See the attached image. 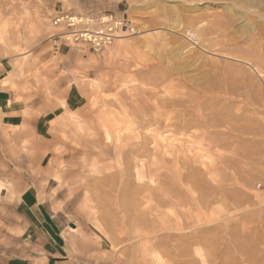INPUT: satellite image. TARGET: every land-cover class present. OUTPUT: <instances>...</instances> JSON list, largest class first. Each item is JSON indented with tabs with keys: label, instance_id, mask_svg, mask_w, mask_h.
<instances>
[{
	"label": "rangeland",
	"instance_id": "374dc122",
	"mask_svg": "<svg viewBox=\"0 0 264 264\" xmlns=\"http://www.w3.org/2000/svg\"><path fill=\"white\" fill-rule=\"evenodd\" d=\"M82 14H124L136 32L99 52L70 45L68 30L54 20ZM219 15L238 19L228 36L187 34L189 24L180 19L206 29ZM256 25L264 26V0H0V54L3 40H11L10 82L30 108L21 126L0 129L2 200L13 202L29 188L38 192L53 220L84 247L70 250L64 264H203L198 254L206 253V264H264V81L258 75L227 93L204 90L210 64L233 48L232 41L209 47L208 40L217 45L237 38L247 48ZM258 44L263 49L264 38ZM186 61L194 64L184 76L170 71ZM210 113L221 115V123L207 120L183 131L185 120ZM158 131L166 138L156 136L170 201L156 218L154 201L135 194L136 179L124 176L121 164L131 161L130 143L146 138L152 149ZM7 202L0 215L2 245L15 234L10 223L18 222ZM191 234L199 243L190 250L149 248L154 242L181 245Z\"/></svg>",
	"mask_w": 264,
	"mask_h": 264
},
{
	"label": "bare ground",
	"instance_id": "6f19581e",
	"mask_svg": "<svg viewBox=\"0 0 264 264\" xmlns=\"http://www.w3.org/2000/svg\"><path fill=\"white\" fill-rule=\"evenodd\" d=\"M246 1V0H245ZM237 3V2H236ZM240 3V2H239ZM233 12V11H232ZM235 14V13H233ZM242 15V14H241ZM181 17V16H180ZM194 17V16H193ZM202 17V16H201ZM219 18H215L213 20V22H209V26L206 28V29H200V28H196L195 29V22L192 20L190 21L188 18L185 19V17H181L180 19L181 20H185L186 22H188L189 26L186 28V31L185 33L187 34H191V33H197L196 36L197 37H201V38H205V36H208L209 34H216L218 36H228L230 35V33H232L233 31L230 30L231 27H233L234 23L236 22V16L234 15V17L232 18H229V19H226V20H223L221 19L220 15L218 16ZM244 18V17H243ZM180 20V21H181ZM238 20V19H237ZM190 21V22H189ZM255 22H253L254 24ZM166 24V23H165ZM168 24V23H167ZM175 24V23H174ZM208 24V23H207ZM251 27V26H250ZM202 28V26H201ZM253 28V26H252ZM245 29H249V28H245ZM255 29L256 31H254L253 33H255L253 35V33L250 35V39H248L246 42H245V45L247 48H242L240 46V43L239 42H236V39H230L228 41H222V42H218L219 44L217 45H214V42L211 41V40H208V45L209 47H214V46H221L222 44H229L231 45V43L233 44V48L232 49H229L227 53V55L225 56H222L221 58L222 59H214V61H218V62H213L211 63L210 65L211 66V72H207V74L205 75V79L207 81L206 83V86H205V89L206 91L210 92V91H214V90H221V91H226V93L229 91H232V90H236L237 87L235 86L237 84V82L239 83L240 80H244V81H248L250 80L252 77L254 76H258L261 78V80L263 79L264 81V78L262 77L263 74H264V47L262 49L261 45L258 44L259 40H263L264 38V26L261 25V28H259L257 25L255 26ZM244 31V29H243ZM249 34H250V31H248ZM244 33V32H243ZM171 34V33H170ZM247 34V33H246ZM178 35V34H176ZM253 35V36H252ZM191 36V35H189ZM188 36V37H189ZM120 37H123V36H120ZM239 37V36H238ZM121 38H119L117 41H119ZM179 39V38H178ZM210 39V38H209ZM190 40V39H189ZM188 40V41H189ZM202 40V39H201ZM200 40V41H201ZM226 40V39H225ZM198 41V42H200ZM204 41V39H203ZM230 41H232L231 43H229ZM202 43V42H201ZM237 44V46L234 47V45ZM185 45V44H184ZM264 46V45H263ZM223 47V46H221ZM220 47V48H221ZM209 49V48H208ZM211 49V48H210ZM216 50V49H215ZM205 51V50H204ZM200 54V53H199ZM192 61H194L192 59ZM220 61V62H219ZM183 62L179 65H177L178 67H173V70H170V71H173L174 73L176 74H179L180 76H184V73H186V71L190 72L188 69L192 66V62ZM195 62V61H194ZM198 64V63H197ZM205 64V63H204ZM176 66V64H175ZM196 66V65H195ZM202 67V66H201ZM172 69V68H171ZM205 69V68H204ZM203 69V71H204ZM210 69V68H209ZM251 70V71H250ZM170 71H167V72H170ZM193 71V70H192ZM166 72V71H165ZM172 72V73H173ZM187 72V73H188ZM164 74V73H163ZM169 74H167V77L170 78V75L168 76ZM174 75V74H173ZM203 75V74H202ZM165 78L166 75L164 74ZM195 76V75H194ZM204 76V75H203ZM156 77V76H155ZM163 77V76H162ZM187 77V75L185 76V78ZM190 77V76H189ZM231 78L230 81H227L225 82L226 80L228 79H224L223 78ZM257 77V78H258ZM157 78V77H156ZM164 78V77H163ZM188 78V77H187ZM193 78V77H192ZM201 79V78H200ZM199 79V80H200ZM163 80V79H162ZM167 80V79H165ZM195 80V79H194ZM197 80V79H196ZM164 81V80H163ZM191 81V80H190ZM158 83V82H157ZM185 83V82H184ZM194 84L198 85V83L196 81H194ZM247 84V82H246ZM245 84V85H246ZM163 85V84H162ZM161 85V86H162ZM253 86V85H252ZM256 86V85H255ZM235 87V88H234ZM247 87V86H246ZM245 87V88H246ZM196 88V87H195ZM244 88V91L246 90ZM144 91V90H143ZM215 91V92H216ZM249 91V90H248ZM247 92V91H246ZM223 93V92H222ZM189 97V96H188ZM197 98V96H195ZM199 97V96H198ZM161 99V98H160ZM193 99V98H192ZM198 99V98H197ZM178 100V99H177ZM183 101H186L185 98ZM193 101V100H191ZM172 102V101H171ZM162 103V102H161ZM170 103V102H169ZM191 103V102H190ZM178 104V103H177ZM176 104V105H177ZM186 104V103H185ZM192 104V103H191ZM175 105V106H176ZM164 106V105H163ZM162 106V107H163ZM169 106V105H168ZM182 106V105H181ZM184 106V105H183ZM160 107V106H159ZM174 107V106H173ZM160 110V108H158ZM190 109V108H189ZM164 110V109H162ZM161 110V111H162ZM168 110V109H167ZM187 110V109H186ZM210 110V109H209ZM140 112V111H138ZM145 112V111H143ZM160 112V111H159ZM166 112V111H165ZM193 112V111H191ZM137 113V112H136ZM141 113V112H140ZM142 114V113H141ZM145 114V113H143ZM159 114V113H158ZM163 114V113H162ZM165 115V114H164ZM188 115V114H187ZM163 116V115H161ZM190 116V115H189ZM199 116V115H198ZM193 116L190 120H185V122H183L182 124V128H183V131H186L187 133L191 130V128L197 124V123H200V122H204L208 120V124H209V121H210V124H219L221 123L222 119H220V116L221 115H215L213 116L212 113L208 114V115H204V116ZM184 117V116H183ZM112 118V117H111ZM159 118V117H158ZM165 118V116H164ZM113 119V118H112ZM157 119V118H155ZM161 119V117H160ZM170 119V118H168ZM134 120V119H132ZM166 120V119H165ZM170 121V120H169ZM168 121V122H169ZM112 122V121H111ZM156 122V121H155ZM154 122V123H155ZM166 123V122H165ZM205 123V122H204ZM122 123H117L115 124L116 126L120 127ZM167 125V124H166ZM166 125L164 126V128L166 127ZM163 126V125H162ZM145 127V126H144ZM150 127V126H149ZM111 128V127H109ZM115 128V127H114ZM129 129V128H128ZM135 129V128H134ZM159 130V129H157ZM99 131V130H97ZM129 131V130H128ZM182 131V132H183ZM117 132V131H116ZM209 132V131H208ZM100 133V132H98ZM111 133V132H110ZM210 133V132H209ZM210 137H212L213 139H217L218 137L220 138V135H224V134H209ZM93 134V133H92ZM101 134V133H100ZM147 135V134H146ZM151 135V134H150ZM164 135V132L162 131H158L154 134V136L152 137L153 138V143H154V147H152L151 149V143L148 139L146 138H140V137H137L135 140H134V143H130L132 144L131 145V149L132 150V153H130L128 155V157H130L131 161H129V163H126L124 165V163L121 164L122 166V169L124 168L125 170L122 172L124 176H128V177H134V179H136V183H137V190H135V194L136 195H142L144 198L146 197H150V199H152L154 201L153 205L150 206V210L152 211V214L153 216H155L156 218L158 217L159 218V215L162 214V208L167 204L166 203V200L169 199V197L166 195L165 192V189L163 188V185H162V177H163V174L161 172V165L163 163V158H162V143L160 144V141L157 139L156 136L158 137H162ZM167 135V134H166ZM204 135H207L206 133ZM207 135V136H208ZM111 136V135H110ZM146 137V136H145ZM215 137V138H214ZM119 138V137H118ZM132 138V137H131ZM151 138V139H152ZM111 139V137H110ZM120 139V138H119ZM130 139V138H129ZM163 140L164 137H162ZM142 140V141H141ZM102 141V140H101ZM125 141V140H123ZM127 141V140H126ZM120 142V140H119ZM128 142V141H127ZM96 143V142H95ZM152 143V144H153ZM109 143H107L108 145ZM127 146V144L125 145ZM124 146V147H125ZM153 146V145H152ZM127 148V147H126ZM121 149V148H120ZM118 150V149H117ZM82 151V150H81ZM117 152V151H116ZM119 154L120 156L121 153L119 151ZM133 154V155H132ZM119 156V155H118ZM133 156V158H132ZM127 157V158H128ZM144 157H151L153 158V161L151 162H146V159L145 161H142L141 159L144 158ZM164 157V156H163ZM165 158V157H164ZM121 163V162H120ZM113 166V165H112ZM119 166V165H118ZM117 166V167H118ZM163 166V165H162ZM100 168V167H99ZM98 168V169H99ZM112 170H114L112 168ZM109 172V170H107ZM107 172V173H108ZM114 172V175H115V172L116 171H112ZM118 173V172H117ZM111 175V174H110ZM109 176V175H108ZM117 176V174H116ZM115 178V177H114ZM151 179V183L148 184L146 183L145 179ZM117 179V178H116ZM145 180V181H144ZM164 181V180H163ZM112 182V181H111ZM167 185V184H166ZM129 189V188H128ZM167 190V188H166ZM173 190V189H172ZM124 193V192H123ZM147 193H149V196H145V194L147 195ZM169 193V192H168ZM125 194V193H124ZM134 194V195H135ZM170 194V193H169ZM126 196V195H125ZM173 196V194H172ZM168 197V198H167ZM173 198V197H172ZM90 201V200H89ZM137 201V200H136ZM170 201V199H169ZM141 202V201H140ZM147 202V201H146ZM152 202V201H151ZM168 202V201H167ZM142 203V202H141ZM126 206V205H125ZM127 208V207H126ZM140 208V207H139ZM147 209V208H146ZM145 211V210H143ZM148 211V210H147ZM144 213V212H143ZM157 214V215H156ZM146 215V214H145ZM142 216V215H141ZM145 218V217H144ZM136 219V218H135ZM149 219V218H148ZM172 219V218H171ZM144 221V224L147 225L146 228H149L151 224H149L148 222H146L144 219H142ZM162 220V219H161ZM178 220V219H177ZM197 220V219H196ZM201 220H204V218L200 219ZM159 221V220H158ZM173 221V219H172ZM205 221H207V219L205 218ZM142 222V221H141ZM183 223V221H181ZM152 223V222H150ZM162 223V222H160ZM207 223V222H206ZM155 224V223H153ZM185 224V223H183ZM139 225V224H138ZM202 225V224H201ZM143 226V225H142ZM160 226V225H159ZM167 224L164 222V224L161 225V227H166ZM170 226V224H169ZM173 226V225H172ZM171 226V227H172ZM134 227V226H133ZM175 227V226H174ZM173 227V228H174ZM192 227V224L190 225H184V228H191ZM176 228V227H175ZM183 228V229H184ZM133 229H136L135 227ZM141 229V228H140ZM163 229V228H161ZM167 228H165L166 230ZM169 229V228H168ZM205 229V228H204ZM71 230L73 232H76L77 230L76 229H73L71 228ZM164 230V229H163ZM172 230V229H171ZM179 230V229H178ZM182 230V229H180ZM134 231V230H133ZM136 231V230H135ZM143 231V230H142ZM144 233V232H143ZM147 233V231H146ZM150 233V232H149ZM153 233V232H152ZM137 234V233H136ZM193 234H196V233H193ZM134 235V234H133ZM146 235V234H145ZM189 235V234H188ZM139 236V235H138ZM159 236V235H157ZM177 237V236H175ZM175 237L173 236L172 238L175 239ZM236 237L239 238V234L236 233ZM187 240L186 242H184L183 244H179L177 246H174L172 244H167V243H151V246L149 248H151L152 252L154 253L153 250H157V248L159 249H170V250H190L188 246L190 245H195V244H198L199 243V240L197 239V235H190L188 237H186ZM150 241V240H149ZM174 241V240H173ZM237 243V242H235ZM149 244V243H148ZM175 244V243H174ZM239 247L240 249L242 248V246L239 244ZM215 248V247H214ZM200 250V249H199ZM150 251V252H151ZM217 251V250H216ZM215 251V252H216ZM235 252L237 251L238 253L240 254H244V253H252L254 250H234ZM149 252V253H150ZM221 252V251H220ZM232 252V251H230ZM196 253V252H195ZM199 253V252H198ZM218 253V251H217ZM229 253V252H228ZM216 254V253H215ZM157 255V254H156ZM211 255H212V252H211ZM198 256L200 257V259L202 260L203 264H206L207 263V260H208V254L206 253L205 254H198ZM210 256V254H209ZM251 257V256H250ZM152 260V259H151ZM212 260V259H211ZM152 262V261H151Z\"/></svg>",
	"mask_w": 264,
	"mask_h": 264
},
{
	"label": "crops",
	"instance_id": "0c3cea01",
	"mask_svg": "<svg viewBox=\"0 0 264 264\" xmlns=\"http://www.w3.org/2000/svg\"><path fill=\"white\" fill-rule=\"evenodd\" d=\"M9 41L3 40L5 46H2L0 54V129L21 126L25 119L23 112L30 109L25 100L18 98L26 94L16 93L12 88L14 83L10 82L13 55H9L10 51L6 48ZM1 196L0 193V215L5 208L8 209V201L10 212L18 222L9 225L15 233L9 245L0 243V250H15V254L7 257L0 251V264H64L68 261L70 250H83L79 237L68 232L66 227L53 220L52 214H48L36 190L29 188L22 191L13 202L2 200Z\"/></svg>",
	"mask_w": 264,
	"mask_h": 264
},
{
	"label": "built area",
	"instance_id": "2783aa9c",
	"mask_svg": "<svg viewBox=\"0 0 264 264\" xmlns=\"http://www.w3.org/2000/svg\"><path fill=\"white\" fill-rule=\"evenodd\" d=\"M54 25L68 30L66 41L70 45H88L96 52L111 47L122 34L136 32L132 21L124 14L63 15L55 18Z\"/></svg>",
	"mask_w": 264,
	"mask_h": 264
}]
</instances>
